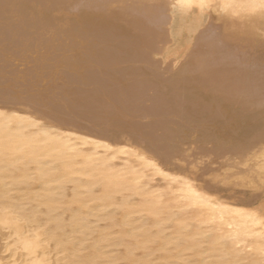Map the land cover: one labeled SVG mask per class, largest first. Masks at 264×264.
Instances as JSON below:
<instances>
[{
	"label": "bare ground",
	"instance_id": "bare-ground-1",
	"mask_svg": "<svg viewBox=\"0 0 264 264\" xmlns=\"http://www.w3.org/2000/svg\"><path fill=\"white\" fill-rule=\"evenodd\" d=\"M96 39L116 47L106 62L136 69L67 100V70ZM30 58L62 66L49 94L104 130H79L54 101L0 99V264H264V198L221 193L170 160L210 144L221 179L264 193V0H0V72L20 63V77ZM148 84L147 113L158 97L172 116L132 124L123 106ZM160 122L167 134L152 137Z\"/></svg>",
	"mask_w": 264,
	"mask_h": 264
},
{
	"label": "rangeland",
	"instance_id": "rangeland-1",
	"mask_svg": "<svg viewBox=\"0 0 264 264\" xmlns=\"http://www.w3.org/2000/svg\"><path fill=\"white\" fill-rule=\"evenodd\" d=\"M112 40V39H111ZM96 46H94L92 49H88L86 51L87 54H89V61L87 63H82L80 65L75 66L74 68L68 69V74L70 75L66 76L68 80L70 81V85H67L65 91L60 90V93L62 97H67L65 95L68 92H73L76 90L78 94L83 93L84 91H95L97 89H103L104 87H109L108 91L111 92L112 88L117 87L116 84H114V80L112 78H109V74L112 75V73H117L118 75L128 74V70L133 71L136 69L135 66H128V64H132L130 61L126 63L127 61L118 62L116 65L115 63H108L106 62V59H109L110 54H115L116 47L111 45L110 39L106 40H99L96 39L94 41ZM99 47V48H98ZM103 51H107L110 54H103ZM103 56L107 57L104 60H102ZM32 58L27 59V62L25 66H23V74H20V77H18L16 74H18L19 70H22L20 67V63H18V67H15V65H11L15 69L9 74H6L5 70H9V67H6L3 69L2 72H0V99L4 100L5 103H7L8 106H13L17 108L18 110H29L32 111L33 106H35L34 102L40 100H45L44 102H47L51 104V107H54V102H56L58 105L63 107L62 110L57 111L58 113H61L65 115L70 121H73L72 124L74 126H82V129H79L81 131L85 127L89 130L92 128L94 130V133H97L96 130H104L100 128L98 125H91L86 120L82 118L74 117L75 114L70 113V106L66 100V103L64 104L63 100L61 101L55 99L57 96H51L50 89L55 86L58 81L57 73L60 71H65L62 66L58 65H43V63H40V59L32 60ZM18 60H20V57L18 56ZM45 63V62H44ZM159 70L158 72L162 74L163 77H168L169 72H165L166 69L170 70L171 68L164 69L157 67ZM75 69V70H74ZM154 71L155 68L153 67ZM136 72V71H135ZM105 74V75H104ZM16 75V76H15ZM19 75V74H18ZM153 77L157 79V82H160V77H156L153 74H151ZM107 76L111 81L104 80V77ZM65 77V78H66ZM118 78L120 76H117ZM9 78V79H8ZM55 79V80H53ZM17 81V82H15ZM161 83V82H160ZM162 83H164L162 79ZM161 83V84H162ZM162 84V85H163ZM148 88L143 94V97H141V100L138 101V99L133 98V100H126V106H123V110L127 114L128 120L133 121V123L138 122L139 125L142 122H151L153 121H162L164 119L165 123L171 118L172 115L170 114V111L167 112L168 109H162L161 105L162 102L156 98L154 102L157 104V113L149 112L147 113V109L144 108V105L151 104L150 99H148L149 95L153 93V90L150 88V84H148ZM158 87V86H157ZM111 89V90H110ZM167 93V92H166ZM155 94L158 96V94L155 92ZM64 95V96H63ZM114 97L119 94L111 93ZM78 97V96H77ZM148 99V101H147ZM54 101V102H53ZM1 103V102H0ZM11 103V104H8ZM33 103V104H32ZM134 105V106H133ZM41 108V106L37 107ZM54 110V108H50ZM149 109V108H148ZM128 112V113H127ZM149 114V116H148ZM163 114V115H162ZM165 114V115H164ZM148 116V117H147ZM263 117V124L261 125L262 128H260L258 131L262 134V140H264V115ZM135 121V122H134ZM164 122H160L155 126L152 127V137L157 135V131L160 134V129L164 131L163 129H166L167 126L163 125ZM131 124V123H128ZM161 124V126H160ZM141 126V125H140ZM136 133L139 134L141 138H144L146 135V132H143L139 129H135ZM161 131V133H162ZM258 131H255L258 133ZM129 132H123L120 133L118 136V140L126 141V142H132L136 140L137 138L134 137V139L129 135ZM163 134H167L166 131L163 132ZM252 134L255 136L254 132ZM258 135V134H257ZM261 138V137H260ZM209 145H206L203 143V147L199 145H194L192 148L188 149L187 144H183L177 152L173 154L171 157V162L173 164L179 165L183 168L185 171H190L192 173L195 172V174L200 178V181L203 183L208 184L213 188L214 190H221V193H234L236 198L239 199H252L257 196V199L263 197L264 193L260 192L259 190H255L252 187L249 186H243L237 182L234 181H225L221 179V171L219 168L218 162L214 163L212 159H216L217 156H215L213 151L209 150ZM160 146H158L159 148ZM165 147V146H164ZM140 149L147 151L148 153H152V151L146 147L144 143L140 144ZM180 151V152H179ZM158 157V156H157ZM212 161V162H211ZM203 172V174H202ZM220 175V176H219ZM84 191H89L88 188L83 189ZM237 198V199H238ZM110 208H113L110 206ZM126 217L122 218V221H125ZM139 223V222H138Z\"/></svg>",
	"mask_w": 264,
	"mask_h": 264
}]
</instances>
